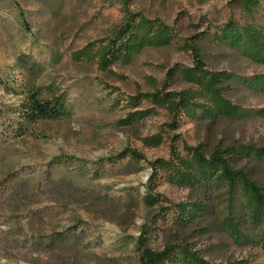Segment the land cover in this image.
I'll return each instance as SVG.
<instances>
[{"label": "rangeland", "instance_id": "obj_1", "mask_svg": "<svg viewBox=\"0 0 264 264\" xmlns=\"http://www.w3.org/2000/svg\"><path fill=\"white\" fill-rule=\"evenodd\" d=\"M258 1L248 11L243 0H0V264H139L135 243L159 215L148 239L152 250L183 243L212 264H264L260 249L222 223L236 206L233 192L219 189L212 215L180 231L171 223L174 206L199 198L151 166L184 145L207 155L220 145L264 147V92L254 87L264 67L213 39L231 25L264 32V0ZM130 17L158 21L173 30L174 43L115 63L111 73L73 58L117 35ZM195 53L205 69L232 78L223 92L239 109L234 118L195 123L154 108L134 126L120 125L152 108L147 101L136 109L126 104L138 94L195 91L180 74L195 67ZM33 94L60 100L66 117L24 122L23 105ZM157 135L160 146L143 144ZM125 150L143 159L106 162ZM239 167L264 186V162L243 159ZM153 178L156 204L146 207ZM59 234L67 241L49 248Z\"/></svg>", "mask_w": 264, "mask_h": 264}, {"label": "trees", "instance_id": "obj_2", "mask_svg": "<svg viewBox=\"0 0 264 264\" xmlns=\"http://www.w3.org/2000/svg\"><path fill=\"white\" fill-rule=\"evenodd\" d=\"M243 2L248 11H254L260 5L258 0ZM173 35V30L164 27L158 21L130 17L128 22L121 26L117 35L98 45L87 44L72 56L76 61L94 63L100 71L111 73L109 67L113 64L127 60L143 50L171 46L175 41ZM213 39L217 43L239 50L249 62L264 67V32L256 27L244 25L237 29L231 25L213 34ZM186 48L190 50V46ZM194 55L195 67L191 70L183 69L180 74L185 81L194 85L195 91L174 94L160 90L153 94H138L130 98L126 104L136 109L141 101H147L152 108L129 114L120 125L134 126L155 115L154 108L166 110L173 118L182 116L195 123L234 118L239 109L224 98L223 92L232 78L225 72L205 69V63L199 58L200 55L197 53ZM254 83L255 88L264 92V75L257 77ZM66 114V108L60 100L42 101L33 94L28 104L23 105L22 119L28 124H35L45 120L63 119ZM162 141L160 135L142 138L143 144L149 147H158ZM126 156L137 161L143 159L134 151L125 150L118 156L107 159L106 162H114ZM243 159L264 162V147L258 151L255 149L243 151L220 145L207 155L202 147L192 148L184 145L181 152L178 149L171 150L170 160L157 161L151 165L155 173L160 171L168 183L189 190L195 198H199L174 206L172 227L183 231L209 218L213 213V197L219 189L227 188L236 196V206L231 215L223 218L222 223L237 230L239 234L234 232L235 235H239L240 239L246 237L252 246L264 253V186L253 181L239 167ZM155 183L153 178L147 188V194L143 199L146 207H153L156 204V199L152 195ZM167 210L169 209L165 211ZM160 216H156L151 225L142 228L141 238L135 243L139 264H212L199 252L193 251L183 243L167 245L160 251L149 248L148 239L157 229L152 227V224L156 223ZM56 236L54 240L51 239L49 248L51 245L67 241L61 234ZM75 243L73 239L69 244L70 251L76 248ZM42 253L47 255L45 250Z\"/></svg>", "mask_w": 264, "mask_h": 264}]
</instances>
